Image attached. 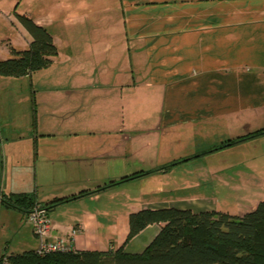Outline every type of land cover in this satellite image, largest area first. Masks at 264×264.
Wrapping results in <instances>:
<instances>
[{
  "label": "crops",
  "instance_id": "obj_1",
  "mask_svg": "<svg viewBox=\"0 0 264 264\" xmlns=\"http://www.w3.org/2000/svg\"><path fill=\"white\" fill-rule=\"evenodd\" d=\"M14 1L16 8L10 9ZM14 12L44 26L55 43L59 29L81 28L105 33L118 48L113 52L108 41L104 44L100 76L48 73L46 88L35 87L38 71L0 76V85L27 77L33 87V129L24 132L10 120L11 136L0 137V195L7 200L0 202V257L37 248L27 213L34 203L46 205L57 198L66 200L47 208L48 238L71 239L75 250L141 253L160 229L159 223H150L127 238L128 216L141 209L229 213L203 194L199 169L192 168L191 182L178 180L175 185L171 175L183 170L184 161L264 127V0H0V31L14 27L27 33ZM67 49L65 62L77 57L75 46ZM142 90L151 99L160 97L154 117L146 118L145 129H140L170 138L160 159L155 142L133 135L139 132L136 128L129 129L132 135L126 132V111L140 107V99L130 102L127 94L139 97ZM93 93L102 99L109 95L98 104H104L107 118L97 126L104 125L107 134H77L93 132L92 120L74 119L69 125L53 120L43 130L36 108H57L64 97L85 104ZM219 120L240 121L242 130L208 147L180 137L191 127ZM151 146L153 155L146 153ZM172 161L176 163L164 168ZM17 194L31 202L14 201Z\"/></svg>",
  "mask_w": 264,
  "mask_h": 264
},
{
  "label": "rangeland",
  "instance_id": "obj_2",
  "mask_svg": "<svg viewBox=\"0 0 264 264\" xmlns=\"http://www.w3.org/2000/svg\"><path fill=\"white\" fill-rule=\"evenodd\" d=\"M18 2V1H17ZM16 1L11 5L10 9L16 8ZM6 6V5H5ZM89 23V21H87ZM66 29H59L56 37L57 54L53 57V61L50 65L37 70L35 77V87L42 88L50 85L47 82L45 74L67 73V72H85L87 75L97 76L101 70L102 55L101 52L105 51L104 44L108 41V48L110 51H116L118 46H113L114 42H111L112 37H106L101 35V32H90L84 29H77L74 32H67ZM73 30V29H72ZM50 32V31H49ZM52 32V31H51ZM22 32L16 28H11L9 31H0V59H5L12 56L10 48L16 50H23L28 47L26 37L27 33ZM111 36V35H110ZM110 41V42H109ZM75 46L77 57L74 56L69 62H65V55H68L67 47ZM128 60V54L126 55ZM103 66V65H102ZM108 65H106L107 67ZM130 62L126 64V71L130 70ZM39 75L42 77L36 78ZM17 78V77H14ZM41 79V80H38ZM97 81V80H95ZM31 81L29 78L14 79L11 83H1L0 85V137L11 136L12 129L8 125V121L14 120L19 123V127H23L20 130L27 131V127L32 128L31 122L33 119V110L30 95L32 94L33 87L30 86ZM39 83V84H38ZM48 83V84H46ZM139 97H129L127 94V100L133 101L134 98L140 99V107L136 111L127 110L125 113V123L128 124L126 128L127 135L129 129H137L138 132L133 133L143 140L151 141L152 145L157 147L158 159L164 156L169 148L170 138L166 139L165 136H158L153 133H145L140 129H145L147 119L149 116L154 117L156 109V99L158 105H160V97L153 96L148 97L144 94V91H140ZM109 96V95H108ZM108 96H104V101H107ZM94 100L90 105L88 100ZM102 95L93 93L88 94L85 97V104H81V100L71 98L69 101L64 97L59 103V107L53 108L48 106H39L37 112L38 121L45 127V124L49 121H66L67 124L71 123L74 119L92 120L93 126L90 127L91 133H87V129L77 130V134L80 136L89 134L99 136L101 134H107L108 131L104 125H99V122L107 117L103 114L106 112L104 104L98 106L99 102H102ZM70 101H77L78 105H71ZM84 102V98H83ZM55 114V115H52ZM57 116V117H55ZM150 118V119H151ZM75 120V121H76ZM232 121L219 120L216 122L209 121L202 126L191 127L180 137L185 138V142L191 145L199 144L202 147H208L213 144L221 142L224 138L236 134L239 130H242V125ZM133 126V127H132ZM43 128L48 130L50 128ZM77 128V127H76ZM81 129V128H80ZM105 129V130H104ZM66 128H60V132H64ZM17 131V129H16ZM240 132V131H239ZM140 134V135H139ZM169 137H171L169 135ZM177 137V136H176ZM175 136L173 138H176ZM155 142V144H154ZM143 146V145H142ZM146 153L152 154L155 151V147ZM185 146V145H182ZM177 147V146H176ZM156 152V151H155ZM14 162V160H9ZM1 163V158H0ZM183 170L174 172L173 177L174 184L181 180L184 182H191L193 180V169H199L204 174L203 178L205 184L202 187L203 194L216 199L219 209L227 210L229 213L238 214L244 211L250 210L251 206H254L258 201L264 200V136L263 135H250L243 137L242 139L234 142L233 144L222 146L216 150H212L206 154L194 158L189 161H184ZM2 165L0 167V170ZM2 172V171H1ZM177 175V176H176ZM178 176H181L179 178Z\"/></svg>",
  "mask_w": 264,
  "mask_h": 264
},
{
  "label": "trees",
  "instance_id": "obj_3",
  "mask_svg": "<svg viewBox=\"0 0 264 264\" xmlns=\"http://www.w3.org/2000/svg\"><path fill=\"white\" fill-rule=\"evenodd\" d=\"M14 13L31 40L26 49L12 47L13 55L0 59V76L29 75L50 65L57 54L53 37L44 26L25 14ZM263 132L264 127L219 147ZM175 163L172 161L164 168ZM65 200L57 198L44 205L51 208ZM14 201L31 202L25 194L15 195ZM0 202L7 200L0 195ZM150 223H159L160 229L141 253L74 249L38 254L36 250H27L6 257L10 264H264V200L240 215L175 207L141 209L128 216L127 238Z\"/></svg>",
  "mask_w": 264,
  "mask_h": 264
},
{
  "label": "built area",
  "instance_id": "obj_4",
  "mask_svg": "<svg viewBox=\"0 0 264 264\" xmlns=\"http://www.w3.org/2000/svg\"><path fill=\"white\" fill-rule=\"evenodd\" d=\"M27 218L32 224V230L38 239V246L35 249L38 254L56 251H73L71 239L58 237L49 239L50 221L47 215V208L40 203H34L27 213ZM0 264H10L6 256L0 257Z\"/></svg>",
  "mask_w": 264,
  "mask_h": 264
}]
</instances>
